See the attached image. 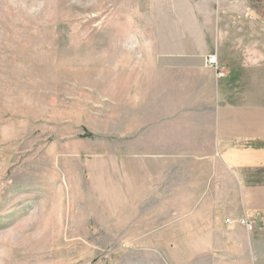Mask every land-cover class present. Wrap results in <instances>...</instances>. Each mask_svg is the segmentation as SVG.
<instances>
[{"label":"rangeland","instance_id":"rangeland-1","mask_svg":"<svg viewBox=\"0 0 264 264\" xmlns=\"http://www.w3.org/2000/svg\"><path fill=\"white\" fill-rule=\"evenodd\" d=\"M216 1L0 0V264H239L204 231L194 51L264 0Z\"/></svg>","mask_w":264,"mask_h":264},{"label":"crops","instance_id":"crops-1","mask_svg":"<svg viewBox=\"0 0 264 264\" xmlns=\"http://www.w3.org/2000/svg\"><path fill=\"white\" fill-rule=\"evenodd\" d=\"M216 2L219 15L236 1ZM217 19L213 42L206 37L207 43L194 51L201 58V71L213 78L210 147L200 159L207 173L201 179H212L216 191L201 205L210 217L204 231L211 245L219 241L217 247L234 246L233 263L264 264V25L252 15ZM208 55H215L226 68L224 77L204 64ZM240 218L252 220L255 229L248 230Z\"/></svg>","mask_w":264,"mask_h":264},{"label":"built area","instance_id":"built-area-1","mask_svg":"<svg viewBox=\"0 0 264 264\" xmlns=\"http://www.w3.org/2000/svg\"><path fill=\"white\" fill-rule=\"evenodd\" d=\"M206 65L208 67L213 68L218 77H224L227 74L226 68L222 64L219 63L215 55H210L208 58H206ZM242 224L246 225V227L250 231L254 230L256 226L255 223L250 219H243Z\"/></svg>","mask_w":264,"mask_h":264}]
</instances>
